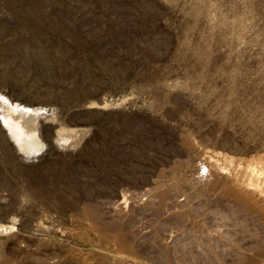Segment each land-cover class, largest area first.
Here are the masks:
<instances>
[{"label":"rangeland","instance_id":"rangeland-1","mask_svg":"<svg viewBox=\"0 0 264 264\" xmlns=\"http://www.w3.org/2000/svg\"><path fill=\"white\" fill-rule=\"evenodd\" d=\"M0 264H264V0H0Z\"/></svg>","mask_w":264,"mask_h":264},{"label":"bare ground","instance_id":"bare-ground-1","mask_svg":"<svg viewBox=\"0 0 264 264\" xmlns=\"http://www.w3.org/2000/svg\"><path fill=\"white\" fill-rule=\"evenodd\" d=\"M22 114H24V113H22ZM11 122H13V121L11 120Z\"/></svg>","mask_w":264,"mask_h":264}]
</instances>
